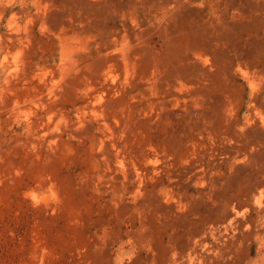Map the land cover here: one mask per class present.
I'll use <instances>...</instances> for the list:
<instances>
[{
  "label": "rangeland",
  "instance_id": "rangeland-1",
  "mask_svg": "<svg viewBox=\"0 0 264 264\" xmlns=\"http://www.w3.org/2000/svg\"><path fill=\"white\" fill-rule=\"evenodd\" d=\"M0 264H264V0H0Z\"/></svg>",
  "mask_w": 264,
  "mask_h": 264
},
{
  "label": "bare ground",
  "instance_id": "bare-ground-1",
  "mask_svg": "<svg viewBox=\"0 0 264 264\" xmlns=\"http://www.w3.org/2000/svg\"><path fill=\"white\" fill-rule=\"evenodd\" d=\"M173 99V98H172ZM153 161V160H152ZM155 162V161H154ZM130 179H131V177H130Z\"/></svg>",
  "mask_w": 264,
  "mask_h": 264
}]
</instances>
